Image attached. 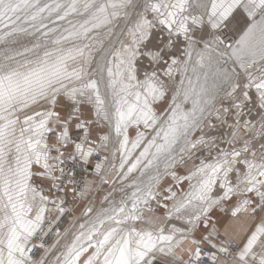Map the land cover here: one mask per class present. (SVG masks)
<instances>
[{"label":"snow or ice","instance_id":"snow-or-ice-1","mask_svg":"<svg viewBox=\"0 0 264 264\" xmlns=\"http://www.w3.org/2000/svg\"><path fill=\"white\" fill-rule=\"evenodd\" d=\"M0 264H264V0H0Z\"/></svg>","mask_w":264,"mask_h":264},{"label":"rangeland","instance_id":"rangeland-1","mask_svg":"<svg viewBox=\"0 0 264 264\" xmlns=\"http://www.w3.org/2000/svg\"><path fill=\"white\" fill-rule=\"evenodd\" d=\"M183 186L186 187L187 185L184 184ZM77 215H79V213H77ZM69 221H70V218H68V220L65 221V222L62 224V226H61V230H63L64 227H67V226H68Z\"/></svg>","mask_w":264,"mask_h":264},{"label":"built area","instance_id":"built-area-1","mask_svg":"<svg viewBox=\"0 0 264 264\" xmlns=\"http://www.w3.org/2000/svg\"><path fill=\"white\" fill-rule=\"evenodd\" d=\"M67 220H68V218H66V219L63 221V223H64L65 221H67ZM63 223H62V224H63ZM61 226H62V225H61Z\"/></svg>","mask_w":264,"mask_h":264}]
</instances>
